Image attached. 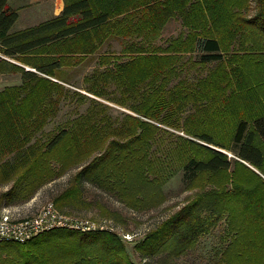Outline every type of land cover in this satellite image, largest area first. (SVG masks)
Segmentation results:
<instances>
[{
  "label": "trees",
  "instance_id": "1",
  "mask_svg": "<svg viewBox=\"0 0 264 264\" xmlns=\"http://www.w3.org/2000/svg\"><path fill=\"white\" fill-rule=\"evenodd\" d=\"M18 18L0 0V74L21 78L0 90V201L69 174L52 198L61 212L91 207V188L142 212L180 175L189 197L134 252L174 260L213 238L199 263L264 264V0H64L39 24L14 29ZM68 98L88 106L45 132ZM123 236L55 228L0 242V264H137Z\"/></svg>",
  "mask_w": 264,
  "mask_h": 264
},
{
  "label": "rangeland",
  "instance_id": "2",
  "mask_svg": "<svg viewBox=\"0 0 264 264\" xmlns=\"http://www.w3.org/2000/svg\"><path fill=\"white\" fill-rule=\"evenodd\" d=\"M10 5L16 8L19 12L20 17L18 18L14 29H20L21 27L25 28L27 26L39 24L59 15L64 8V0H13ZM180 30V22L175 20L169 22L165 27L160 42L164 43L166 38L177 35ZM110 45L111 46H106V48L120 49L117 42H112ZM89 70H91V65L88 64L80 65L69 70L67 78L70 80V88H72V90L76 89L83 91L81 88L83 75ZM190 74L191 77L197 75V68L192 69ZM20 81L21 78L19 74L2 73L0 74V90L7 85L18 84ZM107 102L112 107L111 112L113 115H117L125 110L124 107L116 105L110 101ZM87 106L88 103L80 104L74 98L66 99L62 102L57 116L50 120L46 125L45 132L53 131L65 125L70 119L84 112ZM68 177L69 174H65L55 181L44 185L27 201H17L8 204L4 199L0 201V207L7 204V208L10 209V212L15 219L37 215L45 205L52 202L53 196L65 187ZM7 189V185L1 186L0 194ZM164 189L167 196L162 205L148 211L136 212L125 207L115 196L91 188V194L94 199L91 207L74 210L65 209L64 213L94 221L96 226L104 224L117 230L122 236L124 235L123 237H126V240H128V249L133 261L137 264H201L199 263V255L205 249H209L213 238H205L202 241L200 250L195 253L174 260L169 259L165 261L160 256L142 257L137 252H134L135 242L142 238L150 228L155 227L160 221L168 217V215L182 205L190 195V192L183 189L180 175L173 176L165 184ZM113 211H116L119 216L112 214L111 212ZM125 230H128L130 235H127V231Z\"/></svg>",
  "mask_w": 264,
  "mask_h": 264
},
{
  "label": "built area",
  "instance_id": "3",
  "mask_svg": "<svg viewBox=\"0 0 264 264\" xmlns=\"http://www.w3.org/2000/svg\"><path fill=\"white\" fill-rule=\"evenodd\" d=\"M61 227L86 231L108 226L104 224L96 226L95 222L89 219L63 213L53 202L45 205L37 215L21 219H15L7 206L0 207V242L24 243L44 231Z\"/></svg>",
  "mask_w": 264,
  "mask_h": 264
},
{
  "label": "crops",
  "instance_id": "4",
  "mask_svg": "<svg viewBox=\"0 0 264 264\" xmlns=\"http://www.w3.org/2000/svg\"><path fill=\"white\" fill-rule=\"evenodd\" d=\"M12 1H13V0H11L10 3H11ZM19 17H20V16H19ZM21 28H23V27H21Z\"/></svg>",
  "mask_w": 264,
  "mask_h": 264
}]
</instances>
